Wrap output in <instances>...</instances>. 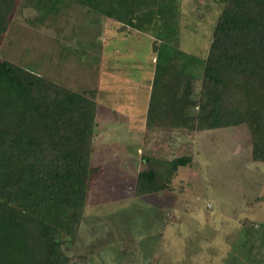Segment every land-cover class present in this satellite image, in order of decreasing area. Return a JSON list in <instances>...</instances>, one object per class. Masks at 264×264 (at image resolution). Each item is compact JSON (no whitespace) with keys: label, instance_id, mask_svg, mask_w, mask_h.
Returning <instances> with one entry per match:
<instances>
[{"label":"rangeland","instance_id":"obj_1","mask_svg":"<svg viewBox=\"0 0 264 264\" xmlns=\"http://www.w3.org/2000/svg\"><path fill=\"white\" fill-rule=\"evenodd\" d=\"M220 11L217 0H180L178 49L204 59ZM115 29L127 39H113ZM153 33L69 0H19L0 43V61L96 102L91 166L99 173L76 241L64 249L69 264H264V163L252 160L248 126L145 130ZM114 47L120 53L110 56ZM134 61L141 68L127 67ZM186 145L191 163L170 190L135 196L143 157L171 160Z\"/></svg>","mask_w":264,"mask_h":264},{"label":"trees","instance_id":"obj_2","mask_svg":"<svg viewBox=\"0 0 264 264\" xmlns=\"http://www.w3.org/2000/svg\"><path fill=\"white\" fill-rule=\"evenodd\" d=\"M19 0H0V43ZM124 27L152 31L154 70L145 130L251 131L264 163V0H217L204 59L178 49L180 0H69ZM146 25V26H145ZM197 67L196 74L193 73ZM197 86H199L197 88ZM96 102L0 61V264H69L90 183ZM143 157L137 197L170 190L191 147Z\"/></svg>","mask_w":264,"mask_h":264},{"label":"crops","instance_id":"obj_3","mask_svg":"<svg viewBox=\"0 0 264 264\" xmlns=\"http://www.w3.org/2000/svg\"><path fill=\"white\" fill-rule=\"evenodd\" d=\"M115 34L116 35H114L113 36V39H116V40H124V39H127L126 38V36L125 35H123L122 37H120V35L119 34H121L123 31H118L117 29H115ZM121 32V33H120ZM123 34V33H122ZM119 36V37H118ZM105 43V42H104ZM115 49H113V52H112V54H110V56H113V55H117V54H119L120 53V50L117 48V47H114ZM119 50V51H118ZM110 58V57H109ZM155 61V58H154V56H153V58H152V63ZM137 64H139V62H135L134 61V64H129V65H127V67H136V68H141V65H137ZM124 67H125V65H121L120 64V66H117V67H115V68H108V74L110 75V76H114V74L115 73H119L118 71L119 70H121V68L122 69H124ZM150 69H152L153 70V68H150ZM151 70V72H150V70L149 69H147V74H146V79H145V87H146V91L143 93V94H145V95H143V98L144 99H142V101H141V104H142V109H144V113L142 114V115H144L145 113H146V108H147V104H148V100H149V94H150V81L152 80V76H153V71ZM126 76H129V74L127 73L126 74ZM114 77H117V75L116 76H114ZM131 82H133V81H131ZM142 80H141V85H143L142 84ZM138 85V84H137ZM140 99V98H139ZM134 108V107H133ZM132 112H131V114L132 115H134V109L133 110H131ZM142 117V116H141ZM144 121V120H143ZM144 125V124H143ZM144 127V126H143ZM143 131V128H142V130H141V128H139V133H141Z\"/></svg>","mask_w":264,"mask_h":264}]
</instances>
